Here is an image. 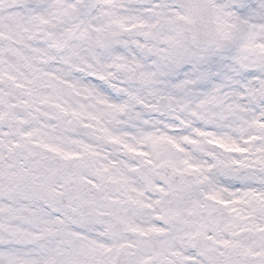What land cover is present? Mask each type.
<instances>
[{
  "label": "snow or ice",
  "instance_id": "1",
  "mask_svg": "<svg viewBox=\"0 0 264 264\" xmlns=\"http://www.w3.org/2000/svg\"><path fill=\"white\" fill-rule=\"evenodd\" d=\"M0 264H264V0H0Z\"/></svg>",
  "mask_w": 264,
  "mask_h": 264
}]
</instances>
